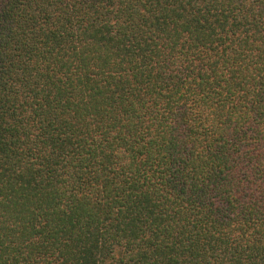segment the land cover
<instances>
[{
  "label": "trees",
  "instance_id": "16d2710c",
  "mask_svg": "<svg viewBox=\"0 0 264 264\" xmlns=\"http://www.w3.org/2000/svg\"><path fill=\"white\" fill-rule=\"evenodd\" d=\"M0 264H264V0H0Z\"/></svg>",
  "mask_w": 264,
  "mask_h": 264
}]
</instances>
